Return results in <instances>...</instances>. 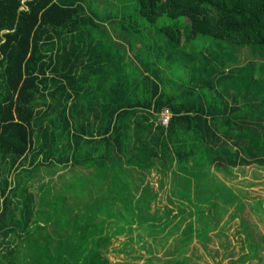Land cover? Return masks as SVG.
<instances>
[{"label": "trees", "instance_id": "trees-1", "mask_svg": "<svg viewBox=\"0 0 264 264\" xmlns=\"http://www.w3.org/2000/svg\"><path fill=\"white\" fill-rule=\"evenodd\" d=\"M96 2L0 0V264H112L137 223L145 264H168L153 245L180 224L157 229L154 169H264V0H119L137 5L122 40ZM234 201L229 221L260 234L263 203Z\"/></svg>", "mask_w": 264, "mask_h": 264}, {"label": "rangeland", "instance_id": "rangeland-1", "mask_svg": "<svg viewBox=\"0 0 264 264\" xmlns=\"http://www.w3.org/2000/svg\"><path fill=\"white\" fill-rule=\"evenodd\" d=\"M135 7L137 5L134 4L129 9L131 14H135ZM151 35L156 38L157 49H161L164 43L160 39L163 35L158 32ZM126 50L127 56L133 57L134 53L128 47ZM142 71L147 73V70ZM162 173L154 169L147 176L152 191L155 195L158 193L156 202L152 204V214L157 213L160 223H163L162 227L157 228L161 229L160 232L172 231L176 221L180 224V231L170 236L166 243L153 245L154 256L160 259L156 262L173 264L182 260L189 264H264V221L260 222L257 214L248 209L250 206L257 209L255 204L260 202L264 205V169L247 167L231 174L215 172L217 178L190 177L178 172L181 178L174 181L171 174ZM221 194L230 202L225 203ZM235 196L241 197L248 205L246 213L250 211L252 215L249 220L257 225L260 234L254 235L252 232L251 235L248 230L242 229L239 219L229 221L225 210L242 211L240 202L234 201ZM71 205H75L73 200L69 203ZM138 225L133 226L132 229L136 231L130 236L135 239L134 250L131 246L127 249L131 257L119 251L128 239L127 236H120L114 243L117 251L109 254L112 264L147 263L150 254L140 249L137 240L139 236L144 237L150 244V239L138 229Z\"/></svg>", "mask_w": 264, "mask_h": 264}, {"label": "crops", "instance_id": "crops-1", "mask_svg": "<svg viewBox=\"0 0 264 264\" xmlns=\"http://www.w3.org/2000/svg\"><path fill=\"white\" fill-rule=\"evenodd\" d=\"M129 10L128 6L119 0H110L109 3H95L93 6V12L101 16L100 22L104 21L103 27H105L115 39L122 40L118 33V29L125 25L126 13ZM117 28V32L115 29Z\"/></svg>", "mask_w": 264, "mask_h": 264}, {"label": "built area", "instance_id": "built-area-1", "mask_svg": "<svg viewBox=\"0 0 264 264\" xmlns=\"http://www.w3.org/2000/svg\"><path fill=\"white\" fill-rule=\"evenodd\" d=\"M164 123L167 124L168 123V118L164 117Z\"/></svg>", "mask_w": 264, "mask_h": 264}]
</instances>
